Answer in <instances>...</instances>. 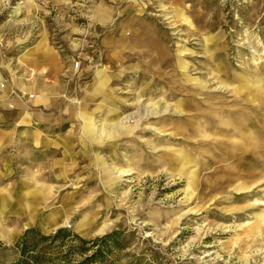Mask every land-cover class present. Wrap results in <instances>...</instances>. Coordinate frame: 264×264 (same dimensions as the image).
<instances>
[{"label": "rangeland", "instance_id": "374dc122", "mask_svg": "<svg viewBox=\"0 0 264 264\" xmlns=\"http://www.w3.org/2000/svg\"><path fill=\"white\" fill-rule=\"evenodd\" d=\"M0 78V197L75 213L0 207V264L62 226L120 229L103 264H264V0H0Z\"/></svg>", "mask_w": 264, "mask_h": 264}, {"label": "trees", "instance_id": "16d2710c", "mask_svg": "<svg viewBox=\"0 0 264 264\" xmlns=\"http://www.w3.org/2000/svg\"><path fill=\"white\" fill-rule=\"evenodd\" d=\"M122 231L83 238L69 227L43 233L36 227L25 229L14 244L17 259L9 264H103L114 250L124 247ZM1 247H5L0 243Z\"/></svg>", "mask_w": 264, "mask_h": 264}, {"label": "bare ground", "instance_id": "6f19581e", "mask_svg": "<svg viewBox=\"0 0 264 264\" xmlns=\"http://www.w3.org/2000/svg\"><path fill=\"white\" fill-rule=\"evenodd\" d=\"M102 84L103 82L100 81L99 85ZM121 124L122 123L118 121L115 122V127L117 129V131L115 132V136L125 134L126 132L125 130L127 128L122 127ZM123 172L125 171L119 170V173H123ZM41 198H42V194L36 189L24 190L19 194H12L5 191L4 195L0 197V207L11 206L13 207V209L16 210V213L20 215H25L28 219L31 220H36V218H38L45 223L46 227L49 228L54 227L58 224L66 223L67 221L70 220V216L72 214H75L72 211L73 205L70 198L69 199L65 198L59 207H56L48 212L41 211L43 205H45V203H43V205L41 204L40 202V200H42ZM43 199H47V197H44ZM95 216H96L95 213H84L77 223V229L81 232H89V231H96L100 227L104 228L106 224L104 223L96 224Z\"/></svg>", "mask_w": 264, "mask_h": 264}, {"label": "crops", "instance_id": "0c3cea01", "mask_svg": "<svg viewBox=\"0 0 264 264\" xmlns=\"http://www.w3.org/2000/svg\"><path fill=\"white\" fill-rule=\"evenodd\" d=\"M42 51V50H41ZM41 51L38 53V54H41ZM36 56V55H35ZM24 59H26V60H30L31 58H33L34 56H31V57H24V54H23V56H22ZM1 79V78H0ZM101 86V85H100ZM6 90H8V89H6ZM5 89L4 90H2V92H1V94H0V98H2L3 99V96L5 95ZM6 97H8V94H7V96ZM5 97V98H6ZM48 100V97L45 95V94H39L38 95V99H37V102L38 103H41V102H46ZM38 143V142H37Z\"/></svg>", "mask_w": 264, "mask_h": 264}, {"label": "built area", "instance_id": "2783aa9c", "mask_svg": "<svg viewBox=\"0 0 264 264\" xmlns=\"http://www.w3.org/2000/svg\"><path fill=\"white\" fill-rule=\"evenodd\" d=\"M29 96H30V97H32V95H31V94H30ZM9 107H10V108H12V107H13V105H12V104H10V105H9Z\"/></svg>", "mask_w": 264, "mask_h": 264}]
</instances>
